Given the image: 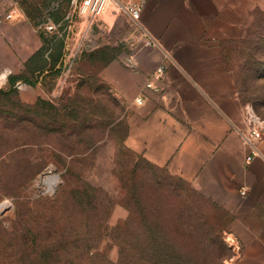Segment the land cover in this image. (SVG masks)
<instances>
[{
  "label": "rangeland",
  "instance_id": "rangeland-1",
  "mask_svg": "<svg viewBox=\"0 0 264 264\" xmlns=\"http://www.w3.org/2000/svg\"><path fill=\"white\" fill-rule=\"evenodd\" d=\"M248 26L244 48L233 57L232 76L242 103L264 120V9L254 12ZM79 31L63 33L68 55L61 74L39 83L28 75L31 83L21 82L23 89H11L9 77L25 72L38 34L0 32V264H33L35 253L47 252L41 243L59 246L62 256H72L76 252L72 246L83 236L86 224L95 228H89V237L100 234L102 248L109 247L110 260L117 262L119 248L108 234L102 235L92 210L84 215L79 208L89 209L88 200H95L102 190L116 202L109 212V226L126 220L129 211L120 203L121 178L127 172L128 180L131 170L137 175L135 182L127 181L133 188L130 196L141 190L142 198L168 224L191 205L192 220L204 232L209 252L211 240L223 241L227 264L234 256L226 239L229 217L127 149V97L115 95L116 77L125 73L127 49L119 50L123 60L117 69L89 59L83 52L95 50L90 48L79 51L71 64ZM6 73V79L1 78ZM75 159L72 186L55 201L67 166ZM175 187L181 197L170 194Z\"/></svg>",
  "mask_w": 264,
  "mask_h": 264
},
{
  "label": "crops",
  "instance_id": "crops-1",
  "mask_svg": "<svg viewBox=\"0 0 264 264\" xmlns=\"http://www.w3.org/2000/svg\"><path fill=\"white\" fill-rule=\"evenodd\" d=\"M72 1L0 0V32L38 34L31 57L47 25L83 28L67 20ZM121 1L142 5L140 21L112 1L92 30L97 49H127L115 92L127 97V149L229 217L234 256L227 264H264V140L252 154L244 138L248 107L232 76L264 0ZM121 56L109 67L119 68Z\"/></svg>",
  "mask_w": 264,
  "mask_h": 264
},
{
  "label": "trees",
  "instance_id": "trees-1",
  "mask_svg": "<svg viewBox=\"0 0 264 264\" xmlns=\"http://www.w3.org/2000/svg\"><path fill=\"white\" fill-rule=\"evenodd\" d=\"M66 36L67 34L59 36L56 33L47 31L41 32L40 38L42 46L25 62V72L23 74L18 76L10 75L11 77H9V80L11 89H13V87L16 88L18 82H24L29 85L31 81L27 78L28 75L34 79L33 83L42 82L48 76H59L66 65L68 55ZM83 53L87 54L88 58L91 60L97 59L105 65H108L117 58L119 50L99 48L95 49L90 54L87 52ZM75 161L76 159L69 162L67 172L63 175V184L56 194L55 201H58L72 186L70 175L72 172V165ZM136 175L137 171L131 170L128 180L127 172L121 178L123 182V199L120 203L129 211V215L126 220L120 221L116 226L110 227L108 224L109 212L116 202L115 200L113 201L112 196L107 192L98 190V195L95 200H88L91 205L89 209H83V207L79 208V211L84 215H87L86 212L92 210V214L95 218L94 221L99 227H102V235L108 234L106 236L113 240L114 245L119 248V259L117 262L110 260L109 247L102 248L103 237H101L100 234L97 235L96 232L94 236L89 237L92 234L89 230L95 228L86 224L83 236L80 235V239L72 246L76 249V252L73 253L72 256V253H69L66 257L62 256L59 246L47 245L44 247L46 244L41 243L40 246L45 248L47 252L42 255L35 253L32 257V263L225 264L227 257L224 253L225 245L223 241L217 242L211 240L210 248H212V252H209L207 246L208 242L204 237V232L200 227L196 228V222L194 223L192 220L191 205H186L181 210L176 221L168 224L163 222V214L145 201V198H142L141 190L133 192V196H130L133 188H129L128 182H133L131 179H134L135 182ZM175 179L181 184L186 185L189 193L192 192L184 181L179 178ZM170 194L176 195L177 197L182 196L177 187H175L173 191H170ZM78 196L79 195L76 196L77 199H79ZM51 230L53 231V229ZM36 242L37 241H35V245ZM191 246L193 250L190 249ZM61 248L65 249L66 247L61 246Z\"/></svg>",
  "mask_w": 264,
  "mask_h": 264
},
{
  "label": "built area",
  "instance_id": "built-area-1",
  "mask_svg": "<svg viewBox=\"0 0 264 264\" xmlns=\"http://www.w3.org/2000/svg\"><path fill=\"white\" fill-rule=\"evenodd\" d=\"M112 1H115L120 9L126 11L136 23L140 21L141 13H142V5L138 2H131L128 4L127 3L124 4L121 0H73L72 1L73 10L68 14L67 20H69V22H71V24L73 25L76 23H81L76 20L80 18L83 22V28L81 29V31H79L81 36L76 43L75 48L77 49V52L74 56H71L69 58V61L71 60V64L73 63L79 51L83 49L87 50V48L88 49L90 48L91 50L97 48L98 46L97 39L95 34L93 33L92 25L97 18H99L101 15L104 14L108 5ZM16 12L17 11L14 10L13 12L6 15L5 18L12 19L14 15L17 14ZM45 29L49 32L56 33L59 36H62V34L66 32V29L60 31L59 28L52 25H47ZM125 65L127 66V60L125 62ZM7 74L8 73H6L1 78L6 79ZM148 86L152 87L151 84H149ZM16 88L23 89L24 85L21 82H18L16 84ZM137 103L140 104L141 100L138 99ZM245 120L248 125L247 130L244 133L245 141L247 142L251 153L257 154L259 151V144L264 139L263 138L264 120L259 118V116L249 107L246 112ZM248 160L250 161L251 159L249 158ZM243 194H245V192Z\"/></svg>",
  "mask_w": 264,
  "mask_h": 264
},
{
  "label": "water",
  "instance_id": "water-1",
  "mask_svg": "<svg viewBox=\"0 0 264 264\" xmlns=\"http://www.w3.org/2000/svg\"><path fill=\"white\" fill-rule=\"evenodd\" d=\"M57 178H58V176H57Z\"/></svg>",
  "mask_w": 264,
  "mask_h": 264
}]
</instances>
